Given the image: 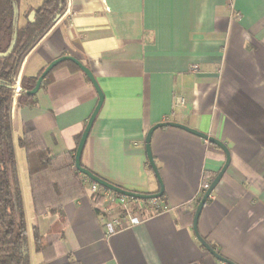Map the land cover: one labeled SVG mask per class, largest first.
I'll list each match as a JSON object with an SVG mask.
<instances>
[{
    "label": "crops",
    "instance_id": "0c3cea01",
    "mask_svg": "<svg viewBox=\"0 0 264 264\" xmlns=\"http://www.w3.org/2000/svg\"><path fill=\"white\" fill-rule=\"evenodd\" d=\"M42 2L18 5V22ZM67 54L90 68L104 94L81 164L122 188L154 193L159 183L145 152L152 125L174 121L220 139L230 161L200 211L198 232L236 264H264V0H66L17 75H37ZM18 99L10 102L15 157L18 137L32 128L57 155L75 152L97 93L83 72L62 63L33 104ZM150 148L167 211L140 202L138 223L106 235L108 204L94 203L81 174L79 198L60 213H33L31 233L37 226L50 249L36 251L28 235L30 264H228L201 245L190 217L224 151L174 126L156 128ZM26 226L28 234L27 217Z\"/></svg>",
    "mask_w": 264,
    "mask_h": 264
},
{
    "label": "trees",
    "instance_id": "16d2710c",
    "mask_svg": "<svg viewBox=\"0 0 264 264\" xmlns=\"http://www.w3.org/2000/svg\"><path fill=\"white\" fill-rule=\"evenodd\" d=\"M65 3L66 0H43L38 7H29L23 14L24 22H18L12 50L0 55V264H30L24 204L10 122V85L25 52L48 28L57 13L64 9ZM14 4L18 5V0H0V52H5L9 45ZM31 9L35 11L33 22L26 18ZM62 63H68L81 71L71 61L60 62L55 67ZM55 67L45 75L40 86L47 82ZM43 68L37 75L22 77L23 92L18 99L20 104L34 103V94H27L26 91L34 86ZM86 79L89 81L87 77ZM79 138L80 136L77 137V142ZM17 142L25 152L30 198L36 216L60 213L66 202L82 195L83 180L81 173L74 167V151L52 154L33 128L24 130ZM213 178L214 175H206L203 180L209 185ZM201 195L200 193L197 197V203ZM100 198L101 195L96 193V205ZM192 216L193 212L190 213L191 218ZM32 233L36 251L48 256L50 245L42 244L37 226H33Z\"/></svg>",
    "mask_w": 264,
    "mask_h": 264
},
{
    "label": "water",
    "instance_id": "95a60500",
    "mask_svg": "<svg viewBox=\"0 0 264 264\" xmlns=\"http://www.w3.org/2000/svg\"><path fill=\"white\" fill-rule=\"evenodd\" d=\"M29 8V7H28ZM26 10H29V9ZM34 16H35V11L34 9H31L26 18L29 22H33L34 21ZM18 18H19V13H18V5L14 4V14H13V19H12V32H11V37H10V41H9V45L6 49L5 52H0V55H4L6 53H9L14 44H15V40H16V31H17V25H18ZM63 61H71L73 62L84 74L85 76L89 79L90 83L92 84V86L94 87L96 93H97V101L96 104L93 108V111L91 112L90 116L87 119V122L84 126V129L80 135V138L78 140L75 152H74V167L75 169L81 173L82 175L86 176L87 178H89L90 180L96 182L97 184H99L102 187H105L111 191L126 195L128 197H133V198H138V199H150V198H156V197H160L163 193V183H162V179L160 177L158 168L154 162L152 153H151V148H150V140H151V135L153 133V131L161 126H174V127H178L181 128L183 130H186L196 136H199L203 139H207L208 141H210L211 143L217 145L218 147H220L224 153H225V161L221 167V169L218 171V173L215 175V177L212 179V181L210 182L209 186L205 189V191L203 192V194L201 195L194 213H193V219H192V228L194 231V234L196 236V238L198 239V241L201 243V245L216 259L223 261L225 263L228 264H236L234 262H232L231 260L223 257L218 251H216V249L210 245L209 242H207L198 232L197 229V221H198V217L200 214V211L204 205V203L206 202V199L208 198V196L210 195L211 191L214 189V187L216 186V184L218 183V181L220 180L222 174L224 173L226 167L228 166V163L230 161V152L228 147L218 138H215L213 136L208 135L207 133H204L202 131L196 130L194 128L188 127L182 123H178V122H174V121H163V122H158L155 123L154 125H152L146 135H145V152H146V157H147V161L148 164L152 170V172L154 173L158 183H159V190L157 192L154 193H145V192H140V191H134V190H128L125 188H122L116 184H113L109 181H107L106 179L98 176L97 174L93 173L92 171H90L89 169H87L86 167H84L81 164V154H82V150L86 141V138L88 136L89 130L92 126V123L96 117V114L98 113V110L100 109V106L103 102L104 99V94L95 78V76L93 75L92 71L90 70V68L88 66H86L82 61H80L78 58L74 57L73 55H60L54 59H52L51 61H49L47 63V65L43 68V70L41 71V73L38 75V77L36 78L35 84L34 86L27 90V94H34L37 92V90L40 87V84L43 80V78L45 77V75L53 68L55 67L58 63L63 62Z\"/></svg>",
    "mask_w": 264,
    "mask_h": 264
},
{
    "label": "built area",
    "instance_id": "2783aa9c",
    "mask_svg": "<svg viewBox=\"0 0 264 264\" xmlns=\"http://www.w3.org/2000/svg\"><path fill=\"white\" fill-rule=\"evenodd\" d=\"M19 75H15L12 83L10 85L11 88V102L16 97H19L23 92L21 81ZM176 102L183 104L184 98L177 97ZM85 181L89 182L90 191L94 194L99 193L103 198V202L107 203L108 206L103 207L104 216H105V234H112L119 229L129 226L132 224H136L139 221L141 212L140 202L149 201L155 211H167L169 209L168 205L160 203V197L150 198V199H138L133 197H128L126 195L111 191L107 188L103 189L102 186L97 184L96 182L90 180L86 176H84ZM208 182L202 179L200 184V193L203 194L205 189L208 187ZM136 207V209H134Z\"/></svg>",
    "mask_w": 264,
    "mask_h": 264
},
{
    "label": "rangeland",
    "instance_id": "374dc122",
    "mask_svg": "<svg viewBox=\"0 0 264 264\" xmlns=\"http://www.w3.org/2000/svg\"><path fill=\"white\" fill-rule=\"evenodd\" d=\"M26 1L28 2L29 0H18V5H20L19 6V10H21V8H23V7H21V4L26 2ZM61 12L57 13V15L52 20V22L57 18V16ZM23 22H24V19L22 20V22H20V24L23 23ZM15 148H16V159H17L18 168H19L18 170H19V173H20V177L19 178H21V183L20 184H22V188L24 190V193L22 195V199H23V204H24V207H25L24 208V213L26 212L25 219L27 217L28 235H29V239H30V242H31V239H32L31 226L33 224L34 215H33V212H32L31 198H30V194H29V191H28V176H27V170H26V160H25V155H24L23 149L19 148L17 145H15Z\"/></svg>",
    "mask_w": 264,
    "mask_h": 264
}]
</instances>
